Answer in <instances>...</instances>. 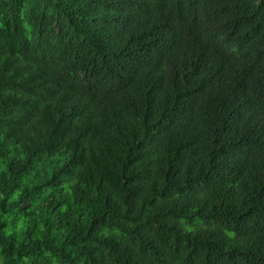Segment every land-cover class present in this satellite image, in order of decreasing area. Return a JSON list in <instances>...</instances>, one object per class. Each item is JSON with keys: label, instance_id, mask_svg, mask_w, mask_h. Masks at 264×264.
<instances>
[{"label": "trees", "instance_id": "trees-1", "mask_svg": "<svg viewBox=\"0 0 264 264\" xmlns=\"http://www.w3.org/2000/svg\"><path fill=\"white\" fill-rule=\"evenodd\" d=\"M190 1L0 0V264H264V0Z\"/></svg>", "mask_w": 264, "mask_h": 264}, {"label": "clouds", "instance_id": "clouds-1", "mask_svg": "<svg viewBox=\"0 0 264 264\" xmlns=\"http://www.w3.org/2000/svg\"><path fill=\"white\" fill-rule=\"evenodd\" d=\"M175 1L178 9L174 11V15H170L167 12L160 36L161 41L175 56L199 62L205 55L200 37L207 29L211 33L217 34L220 30L215 27L213 16L218 19L221 18L208 11L193 8L190 0ZM139 42L134 41L133 47L138 45ZM233 44L238 46L234 42ZM141 48L143 51L152 48L153 51H151L149 56L160 55L150 41H143ZM206 59L210 64V74L215 77L219 88L229 90L240 86L242 75L235 84H232L227 77L229 71L235 65H238V61L233 62L230 58L221 60L219 56L206 57Z\"/></svg>", "mask_w": 264, "mask_h": 264}]
</instances>
